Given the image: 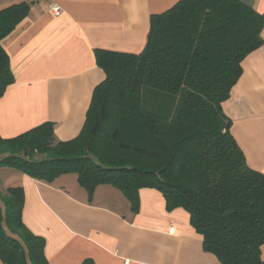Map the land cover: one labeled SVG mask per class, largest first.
<instances>
[{
    "label": "trees",
    "instance_id": "trees-1",
    "mask_svg": "<svg viewBox=\"0 0 264 264\" xmlns=\"http://www.w3.org/2000/svg\"><path fill=\"white\" fill-rule=\"evenodd\" d=\"M29 8L0 10V42ZM263 27L264 15L237 0H179L150 16L139 54L94 51L105 77L76 138L55 141L51 123L0 138V167L46 183L74 175L88 194L112 185L133 212L139 190L154 188L167 211L188 213L220 264H264V175L247 165L222 111L243 60L263 44ZM13 83L0 44V98ZM23 206L21 186L0 187V261L48 264L44 240L23 224Z\"/></svg>",
    "mask_w": 264,
    "mask_h": 264
},
{
    "label": "crops",
    "instance_id": "crops-1",
    "mask_svg": "<svg viewBox=\"0 0 264 264\" xmlns=\"http://www.w3.org/2000/svg\"><path fill=\"white\" fill-rule=\"evenodd\" d=\"M178 1L0 0V10L30 4L27 15L0 42L14 77L0 98V138H15L44 123L54 125L57 142L76 138L93 90L105 77L94 51L139 54L150 16ZM237 1L264 15V0ZM52 6L61 9L59 15L51 12ZM261 37V47L243 60L241 77L222 111L247 165L264 175V27ZM16 186L24 193L23 224L44 240L48 264L87 259L94 264H220L203 250L188 213L167 211L154 188L139 190L133 212L112 185H99L88 194L74 175L46 183L0 167L1 189Z\"/></svg>",
    "mask_w": 264,
    "mask_h": 264
},
{
    "label": "built area",
    "instance_id": "built-area-1",
    "mask_svg": "<svg viewBox=\"0 0 264 264\" xmlns=\"http://www.w3.org/2000/svg\"><path fill=\"white\" fill-rule=\"evenodd\" d=\"M50 10L54 15H59L61 12V9L57 6H52Z\"/></svg>",
    "mask_w": 264,
    "mask_h": 264
},
{
    "label": "rangeland",
    "instance_id": "rangeland-1",
    "mask_svg": "<svg viewBox=\"0 0 264 264\" xmlns=\"http://www.w3.org/2000/svg\"><path fill=\"white\" fill-rule=\"evenodd\" d=\"M7 150V149H6Z\"/></svg>",
    "mask_w": 264,
    "mask_h": 264
}]
</instances>
